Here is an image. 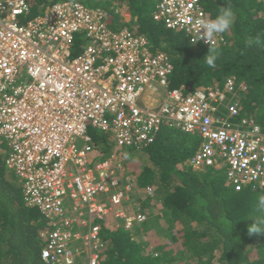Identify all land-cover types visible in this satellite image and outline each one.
<instances>
[{"label": "built area", "instance_id": "built-area-1", "mask_svg": "<svg viewBox=\"0 0 264 264\" xmlns=\"http://www.w3.org/2000/svg\"><path fill=\"white\" fill-rule=\"evenodd\" d=\"M154 2L155 22L190 34L195 44L218 45L219 35L210 44L199 39L198 21H207L200 0ZM30 13L27 0H0V137L5 168L49 225L42 264H100L97 221L131 229L145 220L138 204L127 208L138 189L122 182L123 152L150 144L163 126L202 137L194 168L218 163L235 191L264 189V135L246 121L230 123L236 102L221 116L219 91L169 89V57L150 52L143 37L110 29L99 9L68 0L32 19ZM88 124L111 133L119 158L93 163Z\"/></svg>", "mask_w": 264, "mask_h": 264}, {"label": "trees", "instance_id": "trees-1", "mask_svg": "<svg viewBox=\"0 0 264 264\" xmlns=\"http://www.w3.org/2000/svg\"><path fill=\"white\" fill-rule=\"evenodd\" d=\"M57 1L28 0L36 15L39 8ZM69 1L103 11L113 31L135 27L137 35L148 40L150 52L169 56L173 67L169 89L186 94L197 89L219 91L224 100L214 104L217 115L226 116L225 106L236 102L240 112L230 123L239 127L243 120L264 132V0H200L207 21L215 19L221 7L230 5L235 14L233 25L219 35L221 40L214 47L195 44L190 34L169 30L153 17V27L142 30L139 24L145 12L138 0ZM32 10L29 17H33ZM121 10L130 14L129 23L120 16ZM257 36L261 43L249 45ZM80 43L78 35L75 46ZM209 48L216 50L215 68L204 61ZM228 81L234 85L230 93L224 90ZM90 138L95 161L108 156L116 144L110 133ZM203 142L197 134L163 126L150 144L123 152L129 176L136 178L140 189L155 187L154 196L135 195L139 212L146 218L131 229H110L104 221L96 222L102 241L100 264H264V234L248 233L256 197L264 189L247 184L235 191L218 163L194 168L191 161ZM138 152L139 161L132 165L129 162ZM6 154L7 145L0 139V264H42V234L49 225L37 209L25 203L16 176L5 168ZM158 203L161 215H152L150 210ZM152 230L166 240L157 238L158 243L149 248L144 238Z\"/></svg>", "mask_w": 264, "mask_h": 264}, {"label": "clouds", "instance_id": "clouds-1", "mask_svg": "<svg viewBox=\"0 0 264 264\" xmlns=\"http://www.w3.org/2000/svg\"><path fill=\"white\" fill-rule=\"evenodd\" d=\"M28 1V0H27ZM62 1H68V0H59L55 3H58V2H62ZM259 1V0H258ZM29 3V2H28ZM53 3V4H55ZM155 3V2H154ZM52 4V5H53ZM30 5V4H29ZM51 6V5H50ZM49 7V6H47ZM46 7V8H47ZM45 7H43V9L39 8L38 9V14L36 16H39L42 14V12L46 9ZM88 8V7H87ZM30 9L32 10L31 8V5H30ZM124 11L121 10L120 11V16L122 18H124V21H125V16H128V17H131L129 13H123ZM31 14V13H30ZM153 15V14H152ZM234 12L232 10V7L229 5V6H226V7H221L219 9V12L217 14V16L215 17V19H212V20H208V21H198V23L202 24L203 26V32L201 33L200 35V38L201 39L202 37L206 39V42L207 43H211V41L217 36V35H220V34H224L226 33L230 28L231 26L233 25V22H234ZM30 16V15H29ZM28 16V19H32L36 16H33V17H29ZM152 17V16H151ZM27 19V20H28ZM131 19V18H130ZM123 29H126L128 30L130 33H133L134 35L136 36H139V37H143L141 35H137L136 33V28L133 27V28H123ZM121 29V30H123ZM136 34H135V33ZM145 38V37H143ZM146 39V38H145ZM147 40V39H146ZM148 42V40H147ZM252 43H256V44H259L261 43V37L260 36H257L255 38V41H252V40H249L248 41V44L251 45ZM148 45H149V42H148ZM163 53V52H161ZM165 54V53H164ZM169 57V56H168ZM217 54H216V50L215 48H209V51H208V54L204 57V61L206 63V65L209 67V68H215L216 67V60H217ZM234 86V85H233ZM239 109V112H240V108L238 107ZM92 127V126H91ZM93 128V127H92ZM93 129H96V128H93ZM87 130H88V125H87V128H86V134H87ZM96 130H100V129H96ZM102 131V130H100ZM104 132V131H103ZM104 133H107L109 134L110 132L108 131H105ZM262 135H264V132H261ZM111 135V133H110ZM88 136V134H87ZM112 136V135H111ZM89 137V136H88ZM0 139L2 141H4L1 137ZM91 139V138H90ZM79 144V143H78ZM80 145V144H79ZM111 150H114L116 151L117 153L120 151H118L117 147H116V144L114 145V148H112ZM125 152V151H124ZM111 154V153H110ZM110 154L108 156H105L103 157V160L102 162L104 161H107L108 159H111L109 158ZM124 158L122 159L123 162H125L126 160V157L123 156ZM6 158V157H5ZM95 157H93V163H99V161H95ZM5 161V159H4ZM108 161H111V160H108ZM125 169V167L123 166V170ZM124 176V172L122 174ZM225 175V173H224ZM122 176V177H123ZM125 177V176H124ZM226 177V175H225ZM127 178V177H126ZM126 178H122V181L124 179V181L126 180ZM127 179H132L131 176H129ZM227 179V177H226ZM134 186L136 187V185L134 184ZM151 187V186H150ZM153 189V194L151 196V198L154 196V191H155V187H151ZM138 189V188H137ZM140 189V188H139ZM138 189V190H139ZM145 189H141V191L144 192V194H146L145 192ZM139 192V191H138ZM136 194V193H135ZM138 194V193H137ZM147 195V194H146ZM149 196V195H148ZM254 220V222L249 225L248 227V233L249 235L251 234H264V191H262L260 194L257 195L256 197V200H255V205H254V210L253 212L250 214ZM122 225V224H121ZM107 226V225H106ZM108 228L109 225L107 226ZM113 227L115 226H112L110 229H114ZM118 227H121V226H118ZM116 227V228H118Z\"/></svg>", "mask_w": 264, "mask_h": 264}, {"label": "rangeland", "instance_id": "rangeland-1", "mask_svg": "<svg viewBox=\"0 0 264 264\" xmlns=\"http://www.w3.org/2000/svg\"><path fill=\"white\" fill-rule=\"evenodd\" d=\"M133 1V0H132ZM134 2H136V0H134ZM138 2L140 3V5H141V10L142 11H144L145 12V15H144V18H140L141 20H140V24H139V27H141V29L142 30H147L148 28H150V27H153V24H151L152 23V21H151V15H150V13L151 12H153L154 11V8H155V5H154V2H153V0H138ZM34 10H32V15L34 16V15H36V12L34 13ZM123 13H128V12H126V11H124ZM31 18V17H30ZM87 134H88V136H90V137H92V138H97L98 136H103L105 133L103 132V131H100V130H96V129H93L92 127H91V125L90 124H88V130H87ZM81 145V144H80ZM94 153V155H96V152H93ZM113 155H115V156H117V158H119V156L117 155V152L116 151H114V153H113ZM135 155V157L133 158V159H131L130 160V162L129 163H131L132 165L133 164H136L137 165V162L139 161L138 159H136V156H140L141 154L138 152V153H135L134 154ZM127 163V161L125 160V162H123V166L125 165ZM144 164V163H143ZM143 164H141V165H143ZM141 165H140V168H141ZM144 166V165H143ZM123 172H124V176L125 177H129V173H128V171L127 170H123ZM123 172H122V174H123ZM131 180V182L133 183V184H135L136 185V178H134V177H132V179H130ZM139 189V187H137V185H136V187H135V189ZM139 191V192H138ZM138 191H134L133 193L134 194H132V193H130L129 194V198L131 197V199L130 200H128V203H127V208H129L130 209V207H131V210H133V209H135V208H137V203L138 202H135V195H137V196H139V197H142V198H144L145 197V195L143 194L144 192L143 191H141V189H139ZM135 192L136 193H138V194H135ZM136 196V197H137ZM157 205V207H153V208H151V210H150V213L152 214V215H161V208H160V204L158 203V204H156ZM128 209V210H129ZM105 223H107V222H105ZM117 224H119V226H121V224L120 223H117ZM107 226L109 225V227L111 228L112 226H115L116 227V223H113L112 222V220H110L109 221V223L108 224H106ZM155 234V230H152V232L150 233V234H148L147 236H145V238H144V242H146L147 244H149V248H153L154 247V245L156 244V243H158L157 242V238H159L160 239V241H164V240H166L164 237H163V234L162 235H154Z\"/></svg>", "mask_w": 264, "mask_h": 264}, {"label": "bare ground", "instance_id": "bare-ground-1", "mask_svg": "<svg viewBox=\"0 0 264 264\" xmlns=\"http://www.w3.org/2000/svg\"><path fill=\"white\" fill-rule=\"evenodd\" d=\"M93 152H94V150H93ZM111 154H110V156H109V158L113 155V153H114V150H111V152H110ZM93 157H95L96 158V155H94V153H93ZM103 158V157H102ZM98 161H99V163H101L102 162V160L103 159H101V158H99V159H97Z\"/></svg>", "mask_w": 264, "mask_h": 264}, {"label": "crops", "instance_id": "crops-1", "mask_svg": "<svg viewBox=\"0 0 264 264\" xmlns=\"http://www.w3.org/2000/svg\"><path fill=\"white\" fill-rule=\"evenodd\" d=\"M130 20H131V19H130V17H128V16H125V21H128V23H129V22H130ZM131 25H132V27L134 26L133 24H131ZM109 221H110V220H108L106 224H108V223H109ZM117 223H119V222H117ZM117 223H116V224H117ZM106 224H105V225H106ZM113 228L115 229L116 227H113Z\"/></svg>", "mask_w": 264, "mask_h": 264}]
</instances>
